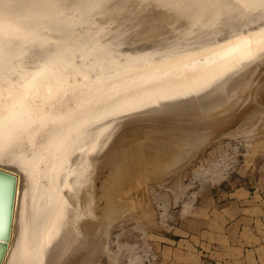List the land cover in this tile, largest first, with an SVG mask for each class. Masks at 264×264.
Returning a JSON list of instances; mask_svg holds the SVG:
<instances>
[{
	"label": "bare ground",
	"instance_id": "1",
	"mask_svg": "<svg viewBox=\"0 0 264 264\" xmlns=\"http://www.w3.org/2000/svg\"><path fill=\"white\" fill-rule=\"evenodd\" d=\"M261 33L264 0H0V77L29 97L0 123V264H119L117 191L237 135L264 96ZM178 176L157 179L175 203Z\"/></svg>",
	"mask_w": 264,
	"mask_h": 264
},
{
	"label": "rangeland",
	"instance_id": "2",
	"mask_svg": "<svg viewBox=\"0 0 264 264\" xmlns=\"http://www.w3.org/2000/svg\"><path fill=\"white\" fill-rule=\"evenodd\" d=\"M263 97L259 99L261 102L252 98L247 104L256 108L259 104H264ZM261 106L258 107L259 112L253 107L251 108L254 111L250 108L255 115H250L251 111L246 106L245 109L247 108L251 117L238 124L240 129L236 136L231 137L228 134L230 129L228 128V132L225 128L227 134L222 131L225 134L218 138L222 129L216 131L217 141L215 139L197 153L181 171L171 174L173 178L179 175L180 184L189 186L179 204L174 205L175 197L172 191L158 187L157 179L166 176L169 180L173 179L169 173H164L166 171L163 175H160L161 170L156 174L154 170H158L155 168L159 165H150L152 168L146 170L150 176L146 174L144 177L146 172L142 171L140 182L144 177L141 184L145 185L142 189L122 185L123 190L117 191L120 196L117 197L118 205L115 203L113 208V205L108 206L112 209L119 207L120 210L123 206L126 207H123L126 209L123 220H117L113 224L108 242L109 251L113 256L116 254L114 257L119 258V264H204L208 258L242 257L241 251L231 245H234V223L229 225V220L234 218V203L230 201L234 198V190L243 189L254 196V201L264 203V105ZM252 131L255 132L254 135ZM249 132L252 135L248 139L245 135ZM215 165L216 169L221 168L224 173L220 181L201 182L197 179L196 171L199 167L213 169ZM152 169L154 175L150 173ZM155 175H158V178L154 177ZM143 181L146 183L143 184ZM162 181L164 180L158 182ZM157 194L170 198V204L164 214L156 201ZM183 201H191L193 205L192 212L187 216L178 214ZM99 203L103 206L102 201ZM229 203L232 204V209L227 206ZM123 208L122 210H125ZM117 210V213L122 211ZM116 212L114 211L115 215ZM123 245L132 246L135 251H129L128 247L124 248ZM246 253L238 264H243V260L247 264H256L253 261V252ZM249 259L252 261H248Z\"/></svg>",
	"mask_w": 264,
	"mask_h": 264
},
{
	"label": "crops",
	"instance_id": "3",
	"mask_svg": "<svg viewBox=\"0 0 264 264\" xmlns=\"http://www.w3.org/2000/svg\"><path fill=\"white\" fill-rule=\"evenodd\" d=\"M206 168L199 167L196 171V177L201 182H218L224 177L223 170L221 168ZM156 196H159L158 194ZM184 196V195H183ZM253 195L250 192L243 189L234 190V198L230 202L234 203V218L228 219L229 225L234 223V249H239L242 253L241 258H208L204 264H238L247 255V251L253 252V261L256 264H261V260L264 264V203L256 202L253 200ZM168 198V206L170 204V198ZM182 198L179 199L177 205L180 203ZM158 206L161 204L157 201ZM232 209V204H227ZM192 202L186 209L184 215L187 216L192 212ZM253 214H250L252 213ZM163 213V211H162ZM227 219V218H226ZM260 224V226H259ZM228 225V226H229ZM227 226V227H228ZM128 249L134 250L132 246H127ZM210 257V256H207ZM261 259V260H260ZM248 261H252L249 259ZM243 264H247L243 260Z\"/></svg>",
	"mask_w": 264,
	"mask_h": 264
},
{
	"label": "snow or ice",
	"instance_id": "4",
	"mask_svg": "<svg viewBox=\"0 0 264 264\" xmlns=\"http://www.w3.org/2000/svg\"><path fill=\"white\" fill-rule=\"evenodd\" d=\"M261 35H264V33H261ZM242 43L245 46H248L252 43V41L251 39H245L244 41H242ZM255 55L256 54H253V56H250L247 59H252L254 58ZM6 85L8 86L5 87ZM70 87H71L70 81H65L64 84L57 89V91L63 94ZM37 90H39V88ZM22 96L25 100L29 99V97L25 92H23L21 89L16 88L14 84H12L11 78L5 80L3 77H0V123L3 122V118L5 116V112H6L5 104L11 103L14 100H18ZM32 117L34 120L40 119L42 117V110L34 109L32 113ZM50 127L51 125H46L45 130L47 131L48 129H50ZM41 141H42V137H41ZM41 141H38V143Z\"/></svg>",
	"mask_w": 264,
	"mask_h": 264
},
{
	"label": "water",
	"instance_id": "5",
	"mask_svg": "<svg viewBox=\"0 0 264 264\" xmlns=\"http://www.w3.org/2000/svg\"><path fill=\"white\" fill-rule=\"evenodd\" d=\"M0 174H4V175H7L6 173H4V172H1V171H0Z\"/></svg>",
	"mask_w": 264,
	"mask_h": 264
}]
</instances>
